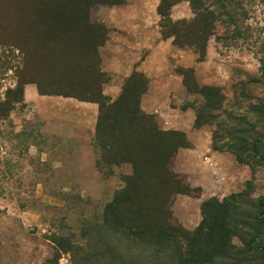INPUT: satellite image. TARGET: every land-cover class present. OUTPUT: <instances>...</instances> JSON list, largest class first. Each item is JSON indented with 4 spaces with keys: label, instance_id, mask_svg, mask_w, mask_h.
<instances>
[{
    "label": "trees",
    "instance_id": "obj_1",
    "mask_svg": "<svg viewBox=\"0 0 264 264\" xmlns=\"http://www.w3.org/2000/svg\"><path fill=\"white\" fill-rule=\"evenodd\" d=\"M183 1L160 0V21L167 23L165 27L171 25L165 38H173L179 48L192 47L203 60L217 18L210 6H200L212 1L226 9L224 0H185L194 17L172 22L171 8ZM260 1L264 5V0ZM124 2L0 0V46L15 49L22 56L23 68H15V73L25 78L23 84H35L42 96L97 104V146L110 164L130 163L134 170L125 179V188L105 206L100 223L83 220L78 235H54L51 243L56 253L43 264H59L64 254H70L73 264H264V195L252 199L239 193L222 201L211 198L202 204V220L197 228L191 232L183 229L169 210L171 195L179 194L183 185L169 160L191 144L182 132L162 131L153 116L141 111V96L147 90L142 74L134 72L114 101L102 94L106 75L100 68L99 49L107 39V31L93 14L98 7ZM261 76L264 78V68ZM183 85L187 86L185 76ZM207 99L205 95V102ZM219 101L217 96L195 110L196 129L210 126L211 120L219 117L216 112L209 113L210 107L219 109ZM263 102L258 100L249 107L257 112ZM232 117L243 132L229 134L224 140L231 144L221 146L235 147H217L224 140L213 133V149L228 151L239 163L249 165V157L253 159L262 152L264 128L260 133L246 116ZM251 130L255 135L252 142L247 136ZM259 158L264 163V156ZM62 230L71 232L67 227ZM233 238L242 245L233 244Z\"/></svg>",
    "mask_w": 264,
    "mask_h": 264
},
{
    "label": "rangeland",
    "instance_id": "obj_2",
    "mask_svg": "<svg viewBox=\"0 0 264 264\" xmlns=\"http://www.w3.org/2000/svg\"><path fill=\"white\" fill-rule=\"evenodd\" d=\"M124 1L126 6L133 4L138 8L151 1L153 4L148 2L147 6L152 10L158 0ZM183 2L189 4L188 1ZM223 4L226 9L212 1L200 6H210L217 18L214 34L205 44L204 59L200 60L192 47L185 46L180 49L188 56L184 60L188 67L178 65L170 68L182 79L185 76L187 85L181 94L170 98L169 105L174 113L184 112L186 120L193 118L195 121V110L205 106L209 99L221 98L218 110L210 107L209 113L219 114L217 119L211 120L210 126L198 128H202L201 131L192 126L190 133L195 136L191 137L197 142L209 135L212 138L213 133L224 140L229 134L243 132L242 128L239 129L238 120L232 117L234 115L246 116L260 133L264 128V118H261L264 104H260L257 112H252L249 107L264 99V78L261 76L264 68V5L260 0H224ZM109 8L98 7L93 14V19L105 26L106 37L109 27L106 26L105 15ZM177 16L190 21L194 13L191 9L190 15L187 8H180ZM166 24L160 21V17L157 19L161 34L159 43L172 42L175 45L173 38H165L171 27H165ZM21 58L15 49L0 46V264H43L56 253L51 243L55 240L54 235H78L83 220L100 223L105 206L125 188V179L131 177L134 170L130 163L110 164L109 158L106 160L97 146L95 135L93 146H75L72 127L64 123L59 112L41 116L34 106L29 105L25 88L36 86L23 84L25 78L15 73V68H23ZM167 63L168 59L162 56L160 76L167 77L168 73L164 72ZM108 77L106 75L102 88L111 93L113 88ZM207 88L215 90L208 91ZM205 95L208 96L206 102ZM151 116L159 128V120ZM244 131L249 132L247 129ZM247 136L252 142L255 135L252 131ZM225 142L226 145L231 144V141L224 140L217 147H235L221 146ZM260 147L262 152L253 159L249 157V165H246L239 163L232 153L215 151L212 146L215 156L218 158L219 154L222 157L214 159L218 164L208 174L195 146L182 148L194 150L191 159L196 171L192 166L188 169L189 175L183 173L186 169L177 167L176 157L180 149L173 152L169 164L183 180L181 192L172 194L169 201L174 222L191 232L200 224L202 204L209 199L222 201L239 193L252 199L263 196L264 163L259 157L264 156V143ZM65 227L71 232H60ZM233 244L242 245L238 238H233ZM59 264H73L70 254L62 255Z\"/></svg>",
    "mask_w": 264,
    "mask_h": 264
},
{
    "label": "crops",
    "instance_id": "obj_3",
    "mask_svg": "<svg viewBox=\"0 0 264 264\" xmlns=\"http://www.w3.org/2000/svg\"><path fill=\"white\" fill-rule=\"evenodd\" d=\"M148 2L151 1L145 2L143 7L139 8L138 6H132L133 4L127 6L124 4L121 6L122 8L115 6L107 11L105 23L109 27V32L104 45L99 50V55L102 71L107 77L109 76V84L115 92L111 91L109 93L107 92L108 89L102 88V93L105 97L114 100L134 72L142 74L147 80V91L141 98V109L149 115H154L159 120V128L162 131H178L185 134L191 146H195V150L200 154V159L203 160L204 168L208 169V174V171L215 169L218 164L214 160L217 157L212 149L211 136H206L204 140H199L200 142H197V139L192 140L191 136H195L190 133L192 126H194L193 118L186 120L187 116L183 114L184 112L176 114L174 113L175 110L171 109L169 105L170 98H175L181 94L184 88L182 77L176 75L173 69L171 72L170 68L188 67L184 63L188 56L172 42L169 44L159 43L161 34L157 26V19L159 18L157 7L160 0L154 4L152 10L148 8ZM180 8H187V12L189 11L191 15L189 4L181 2L170 10V18L173 21L186 18L177 16ZM162 56L168 59L167 66L164 69V72L168 73L167 77L160 76ZM25 98L27 103L34 106L41 116L53 115V113L59 112V115L64 119V123L68 127H72L70 129L75 146H93L92 139L98 118L97 104L81 102L72 98L42 96L37 93L33 85L26 86ZM201 129L198 130L201 131ZM192 152L194 150L181 148L176 157L177 167L186 169L183 173L187 175L190 172L188 169L192 166V169L195 170L191 159ZM217 155L219 160L221 155Z\"/></svg>",
    "mask_w": 264,
    "mask_h": 264
}]
</instances>
